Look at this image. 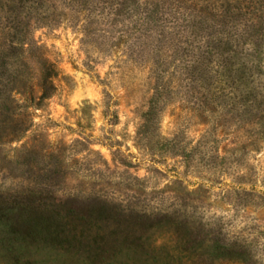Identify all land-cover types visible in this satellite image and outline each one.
I'll return each instance as SVG.
<instances>
[{
  "label": "rangeland",
  "instance_id": "obj_1",
  "mask_svg": "<svg viewBox=\"0 0 264 264\" xmlns=\"http://www.w3.org/2000/svg\"><path fill=\"white\" fill-rule=\"evenodd\" d=\"M0 264H264V0H0Z\"/></svg>",
  "mask_w": 264,
  "mask_h": 264
},
{
  "label": "trees",
  "instance_id": "obj_2",
  "mask_svg": "<svg viewBox=\"0 0 264 264\" xmlns=\"http://www.w3.org/2000/svg\"><path fill=\"white\" fill-rule=\"evenodd\" d=\"M38 48L39 47L34 43H28V48L23 49V52L26 54L29 64L30 62H35V64H40V66L44 70V73H42V75L38 80L41 96L39 97V102L34 103L35 106H39L40 101L45 100L48 97L50 90H54V84L52 81L53 78L52 75L54 73L53 65L52 63H49L47 58H45L43 55H40V53H38L39 52Z\"/></svg>",
  "mask_w": 264,
  "mask_h": 264
}]
</instances>
